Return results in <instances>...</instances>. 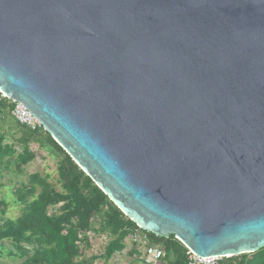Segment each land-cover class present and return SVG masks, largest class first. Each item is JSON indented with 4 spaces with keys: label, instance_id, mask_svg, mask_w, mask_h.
Here are the masks:
<instances>
[{
    "label": "water",
    "instance_id": "obj_1",
    "mask_svg": "<svg viewBox=\"0 0 264 264\" xmlns=\"http://www.w3.org/2000/svg\"><path fill=\"white\" fill-rule=\"evenodd\" d=\"M0 93L139 229L264 247V0H0Z\"/></svg>",
    "mask_w": 264,
    "mask_h": 264
},
{
    "label": "trees",
    "instance_id": "obj_2",
    "mask_svg": "<svg viewBox=\"0 0 264 264\" xmlns=\"http://www.w3.org/2000/svg\"><path fill=\"white\" fill-rule=\"evenodd\" d=\"M13 105L0 94V171L11 165L20 170L31 163L35 155L29 147L37 143L56 158L60 190L53 188L48 176L34 173L29 175L27 184L14 191L13 203L20 208L19 216H8L10 203L0 201V255L7 243L11 248L7 256L20 264H93L97 258L87 259L85 255L91 248L88 234H92L108 237L100 256L107 262L122 253L125 240L139 230L151 245L163 251L157 263L187 264V248L174 235L165 238L139 229L47 133L30 132L18 125L11 116ZM50 209H55V213L50 214ZM134 247L130 254L139 255ZM219 264H264V247L223 258Z\"/></svg>",
    "mask_w": 264,
    "mask_h": 264
},
{
    "label": "rangeland",
    "instance_id": "obj_3",
    "mask_svg": "<svg viewBox=\"0 0 264 264\" xmlns=\"http://www.w3.org/2000/svg\"><path fill=\"white\" fill-rule=\"evenodd\" d=\"M30 151L34 153V160L28 165L17 170L14 165L2 169L0 171V201L10 203L7 215L10 217H17L21 211L18 205L13 203L15 199V189L21 184H27L28 177L31 174L38 173L41 177L48 176V181L56 191L60 190L57 184L56 173V158L48 154L46 149L39 147L37 143L30 144ZM50 214L55 213V209H50ZM91 241V248L85 252L86 258L96 257L93 264H146L139 255L130 254L133 245L128 239L125 240L126 248L120 254H115L113 257L105 262L100 256L104 253V247L108 242V237L105 235L93 236L88 234ZM5 251L0 255V262L2 264H20L17 259L7 256V251L11 250L9 244H4ZM160 264V263H156Z\"/></svg>",
    "mask_w": 264,
    "mask_h": 264
},
{
    "label": "built area",
    "instance_id": "obj_4",
    "mask_svg": "<svg viewBox=\"0 0 264 264\" xmlns=\"http://www.w3.org/2000/svg\"><path fill=\"white\" fill-rule=\"evenodd\" d=\"M0 94L5 97L2 93ZM13 104L11 116L18 125L30 132H45L40 123L29 112L18 103ZM128 240L135 246L134 250L144 259L146 264H156L162 259L163 251L159 246L151 245L145 233L136 230L129 236ZM186 256L187 264H219L223 259L222 257H199L189 249L186 251Z\"/></svg>",
    "mask_w": 264,
    "mask_h": 264
}]
</instances>
